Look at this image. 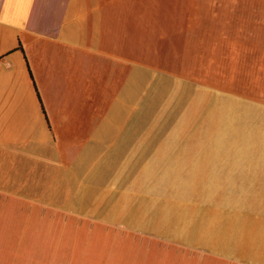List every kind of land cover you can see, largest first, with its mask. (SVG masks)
I'll return each instance as SVG.
<instances>
[{
    "label": "crops",
    "instance_id": "crops-1",
    "mask_svg": "<svg viewBox=\"0 0 264 264\" xmlns=\"http://www.w3.org/2000/svg\"><path fill=\"white\" fill-rule=\"evenodd\" d=\"M176 9L162 25L142 0H0V264H149L20 223L172 188L211 189L203 264H264V100L161 52Z\"/></svg>",
    "mask_w": 264,
    "mask_h": 264
},
{
    "label": "rangeland",
    "instance_id": "rangeland-1",
    "mask_svg": "<svg viewBox=\"0 0 264 264\" xmlns=\"http://www.w3.org/2000/svg\"><path fill=\"white\" fill-rule=\"evenodd\" d=\"M142 1L162 25L167 16L175 18L180 5L185 8L180 29L162 32L157 45L186 62L191 77L219 84L234 97L264 100V0ZM121 200L126 203L95 205L87 214L105 220L67 218L64 210L44 214L39 207L20 227L53 230L60 245L96 246L104 251L94 255L105 260L203 264V256L211 255V189H148Z\"/></svg>",
    "mask_w": 264,
    "mask_h": 264
}]
</instances>
